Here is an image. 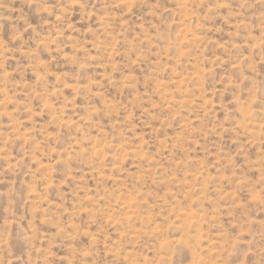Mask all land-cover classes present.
<instances>
[{
  "label": "rangeland",
  "instance_id": "1",
  "mask_svg": "<svg viewBox=\"0 0 264 264\" xmlns=\"http://www.w3.org/2000/svg\"><path fill=\"white\" fill-rule=\"evenodd\" d=\"M0 264H264V0H0Z\"/></svg>",
  "mask_w": 264,
  "mask_h": 264
}]
</instances>
